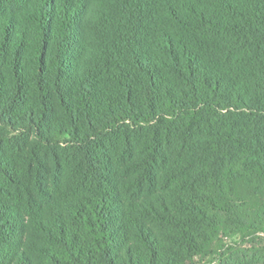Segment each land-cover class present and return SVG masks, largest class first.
<instances>
[{"label": "trees", "instance_id": "16d2710c", "mask_svg": "<svg viewBox=\"0 0 264 264\" xmlns=\"http://www.w3.org/2000/svg\"><path fill=\"white\" fill-rule=\"evenodd\" d=\"M197 257L264 264V0H0V264Z\"/></svg>", "mask_w": 264, "mask_h": 264}, {"label": "rangeland", "instance_id": "374dc122", "mask_svg": "<svg viewBox=\"0 0 264 264\" xmlns=\"http://www.w3.org/2000/svg\"><path fill=\"white\" fill-rule=\"evenodd\" d=\"M212 257H202V258H200V257H197L196 258V261H199V263L200 264H213V262H212Z\"/></svg>", "mask_w": 264, "mask_h": 264}]
</instances>
